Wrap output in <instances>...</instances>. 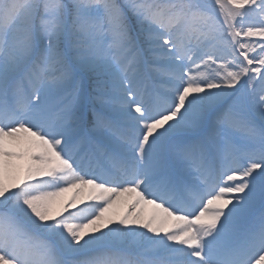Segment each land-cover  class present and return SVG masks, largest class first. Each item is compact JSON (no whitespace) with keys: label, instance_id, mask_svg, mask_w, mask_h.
Here are the masks:
<instances>
[{"label":"snow or ice","instance_id":"6c2138e0","mask_svg":"<svg viewBox=\"0 0 264 264\" xmlns=\"http://www.w3.org/2000/svg\"><path fill=\"white\" fill-rule=\"evenodd\" d=\"M0 264H264V0H0Z\"/></svg>","mask_w":264,"mask_h":264},{"label":"rangeland","instance_id":"374dc122","mask_svg":"<svg viewBox=\"0 0 264 264\" xmlns=\"http://www.w3.org/2000/svg\"><path fill=\"white\" fill-rule=\"evenodd\" d=\"M94 195H96V193H94L90 188H79L77 191L75 190V192L70 189L68 192L62 193L59 197L55 198L51 206V211L53 213L61 211L73 196L76 197V202L79 206H83L84 203H93L94 201L90 200L89 197ZM117 202L121 203V206L117 208L113 205L112 209L109 210V213H106V217L111 216L114 223L118 221V219L130 208V200L127 197L121 198ZM133 211H142L143 214L147 216L151 213L152 209L150 206L141 205L136 209H133Z\"/></svg>","mask_w":264,"mask_h":264},{"label":"bare ground","instance_id":"6f19581e","mask_svg":"<svg viewBox=\"0 0 264 264\" xmlns=\"http://www.w3.org/2000/svg\"><path fill=\"white\" fill-rule=\"evenodd\" d=\"M75 190L77 191V189H72V191H74V192H75ZM114 206L118 208L119 206H121V203L116 202V203H114Z\"/></svg>","mask_w":264,"mask_h":264}]
</instances>
